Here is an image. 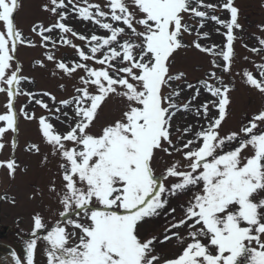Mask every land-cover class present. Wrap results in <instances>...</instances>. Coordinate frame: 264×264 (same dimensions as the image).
I'll use <instances>...</instances> for the list:
<instances>
[{
    "label": "snow or ice",
    "instance_id": "1",
    "mask_svg": "<svg viewBox=\"0 0 264 264\" xmlns=\"http://www.w3.org/2000/svg\"><path fill=\"white\" fill-rule=\"evenodd\" d=\"M51 5L54 7L45 6L46 10L59 16V20L49 27H34L32 31H38L44 42L53 44L50 34L54 29L77 36L61 22L67 18L64 0H51ZM106 6L110 11L102 10L97 4L78 9L83 20L93 21L109 33L91 35L90 54L71 40H62L77 49L83 62L69 66L60 61L56 67L68 76L78 69L85 73L80 76L82 86L76 88L78 95L59 102L73 106V123L68 125L66 133L56 130L45 116L38 118V124L53 154L63 161L60 168L65 183L59 195L64 210L59 213L61 219L51 227L39 214L34 216L33 238L25 247L26 264H34L41 230H46L42 239L46 243L47 264H238L242 257L247 264H264V131H254L258 129L257 122L264 124V111L255 115L239 133L221 136L231 89L212 72L210 79L218 80L220 86L207 80L201 83L216 99L196 109L197 115L207 120V126H201L193 134L194 139L178 145L172 138V120L181 110L188 111L190 102L178 104L176 98L180 92L176 89L167 94L163 91L184 76L171 74L170 57L174 59L176 50L188 46L183 38L193 31L186 19L192 16L199 18L200 28L207 21H214L226 30L223 33L226 45L219 51H216L219 46L204 47L198 41L192 46L221 57L224 63L213 60L214 67L225 72L231 70L234 30L242 29L234 0H222L219 4L205 0H109ZM18 8V0H0V24L5 29L0 30V93L8 97V111L0 114V122H4L0 126V139L9 130L18 131V114L14 108L17 96L27 95L53 112L36 94L22 90L21 83L28 78L21 75V66L13 68L18 45L35 46L14 23ZM220 10H227L230 19L223 20L215 14ZM196 34L201 35L198 31ZM202 35L208 37L207 32ZM79 39L85 41L88 37L79 35ZM259 43L264 45V39ZM47 59L53 61L55 56L48 54ZM89 61L101 67H91ZM259 69L260 77L264 78V64ZM244 76L249 85L264 93V79L255 78L251 72H245ZM44 95L56 99L49 93ZM199 95L200 89H196L193 99ZM112 96L123 98L125 109L120 119L95 135L91 129L98 110ZM213 108L217 110L216 117L210 115ZM21 112L25 119H37L34 114ZM55 113H61V109L56 108ZM61 115L68 117L67 112ZM190 132L191 126L183 129L185 135ZM238 138L239 146L234 150L223 154L218 151L225 147L226 141L231 143ZM249 146L254 154L244 155V149ZM4 147L0 143V149ZM12 147H16L15 140ZM32 150L39 152L38 145H31L29 151ZM159 153L180 154L187 163L174 161L157 176L154 164L160 158ZM0 167H6L13 175L19 165L13 158L0 161ZM169 177L178 182L166 187L164 181ZM52 191H56L54 185ZM187 192L192 193V198L184 207V217L165 230L171 235H164L163 240L142 239L140 232L144 225L168 210L169 198ZM180 228L186 229L187 240L179 231L172 232ZM173 238L182 245V251L175 258L164 259L157 253L156 245ZM11 255L14 264H21L15 252Z\"/></svg>",
    "mask_w": 264,
    "mask_h": 264
},
{
    "label": "rangeland",
    "instance_id": "2",
    "mask_svg": "<svg viewBox=\"0 0 264 264\" xmlns=\"http://www.w3.org/2000/svg\"><path fill=\"white\" fill-rule=\"evenodd\" d=\"M19 8L14 13V23L22 35L32 41L34 47L28 44L18 45L16 52V60L13 61V68L16 66L22 67L21 75L27 77L28 80L22 81L21 88L24 92L36 94L37 99H42L47 103L49 109H61L62 112H67L68 117H64L61 113L49 112L27 95H19L15 99L14 108L18 114V131L12 133L9 130L0 143H4L5 147L0 149V161H8L15 159L19 167L13 175L9 174L6 167H0V242L13 246L20 254L23 264H26L25 247L26 242L33 237L31 233L34 228V216L39 214L44 222L51 227L61 218L59 213L63 211V206L60 203V192L63 190L64 181L62 179V169L60 164L63 162L58 154H53L51 145H49L42 136L38 118L45 116L54 125V128L61 133H66L68 125L73 123V106H61L60 101L71 100L73 96L78 95L76 88L82 86L80 76L85 75L82 70H77L72 76H68L56 67L60 61L72 66L76 62H83L77 53V49L62 42L64 39L71 40L78 48L85 50L90 54L91 44L89 43L91 35L107 36V30L102 29L93 21L83 20L79 16L78 9L87 7L88 4L100 5L104 11H110L106 6L109 0H64L67 8L64 10L67 18L61 22L71 27L77 36H72L70 33L65 34L59 29H54L50 34L51 41L44 42L42 37L32 29L39 25L49 27L59 20V16L47 11L45 6L54 7L51 5V0H18ZM222 0H205V3L219 4ZM264 0H235L234 6L239 11H244L241 16L242 29H235L234 35L236 39L233 42V49L236 55L228 72L222 68L213 66L212 61L223 64L221 57L214 56L211 53L201 52L192 46L194 41L200 42L204 47L212 45L219 46L216 51H219L224 45V32L222 26L214 21H207L203 28L199 27V18L194 16L188 19V23L192 26L191 34H185L183 42L187 47H182L173 53L170 57V72L172 75L183 73L184 76L179 81L172 82V88H165V94L172 89L180 92V96L176 98L178 104L190 102L188 111L181 110L172 120L173 134L172 138L178 145L181 142H186L188 139H194V133L201 130V126H207V120L202 116H198L196 109L203 105L208 100L216 99L212 97L202 86V81L207 80L211 84L220 86L218 80L210 79L212 72L229 85L230 104L228 105V115L222 123L220 134L226 136L232 132H240V129L249 125L252 118L264 111V93H261L255 87L247 83L245 72H251L257 79L260 77L259 65L264 64V45L259 41L264 39ZM203 10V9H201ZM58 11H60L58 9ZM95 13V9H91ZM210 14H212L210 12ZM221 19L227 20L223 15V11L215 13ZM105 22H111L107 20ZM123 26V25H120ZM219 29V31H217ZM0 30H5L0 24ZM197 31L201 33L197 36ZM207 32L208 37L204 38L203 33ZM45 35H49L45 33ZM79 35L88 37V40L81 41ZM226 37V36H225ZM46 43V46H45ZM94 43V42H92ZM253 48L261 51L254 52ZM52 54L55 60L49 61L47 55ZM98 53L97 57L100 58ZM91 67H101L95 61L88 62ZM104 67H107L105 65ZM193 85V88H188L187 85ZM196 89H200V95L193 99ZM49 93L56 99L53 101L50 96L44 95ZM8 97L4 93H0V114L6 113L8 110L6 104ZM211 107V106H210ZM125 109V101L121 97L112 96L98 110V117L94 121L92 133L99 135L102 129L116 120L120 119L122 112ZM23 111L34 114L37 119H25L22 115ZM211 117L217 116V110L212 109ZM59 117L57 119L56 117ZM258 123L256 131H264L263 124ZM4 122H0L3 126ZM191 126L189 134H183L185 127ZM263 129H262V127ZM179 129L180 131H177ZM255 131V130H254ZM241 138H243L241 136ZM13 140L16 141V147H12ZM227 142V141H226ZM38 145L39 152L35 150L29 151L31 145ZM68 146L72 145L68 143ZM219 152L222 149H218ZM244 155L251 156L254 154L249 146L244 149ZM159 159L154 164L155 174L161 176L166 169L174 162L180 161L182 165H186L187 161L183 160L180 154L174 153L169 156L164 153H159ZM186 170V169H185ZM178 182L176 178L169 177L164 181L166 187H170L173 183ZM53 185L56 191H52ZM192 198V193L187 192L178 196H171L166 211L160 216L151 218L144 225L140 232L142 239L157 237L163 240L166 229L170 228L171 224L178 222L184 217V207ZM14 201V202H13ZM170 209H175L171 212ZM77 219V217H73ZM191 223V222H189ZM69 230H73L69 226ZM179 231L182 236L185 235L186 229H172V232ZM46 234V230H41L40 240L37 242L35 250L34 264H47L46 243L42 237ZM264 239V236H262ZM76 241H73L75 243ZM255 246V245H253ZM157 253L164 259L175 258L182 251V245L175 238L164 243H157ZM214 251V249H213ZM242 257L238 260V264H242Z\"/></svg>",
    "mask_w": 264,
    "mask_h": 264
},
{
    "label": "bare ground",
    "instance_id": "3",
    "mask_svg": "<svg viewBox=\"0 0 264 264\" xmlns=\"http://www.w3.org/2000/svg\"><path fill=\"white\" fill-rule=\"evenodd\" d=\"M0 264H14L12 257L6 251L0 250Z\"/></svg>",
    "mask_w": 264,
    "mask_h": 264
},
{
    "label": "water",
    "instance_id": "4",
    "mask_svg": "<svg viewBox=\"0 0 264 264\" xmlns=\"http://www.w3.org/2000/svg\"><path fill=\"white\" fill-rule=\"evenodd\" d=\"M0 250H2V251H6L7 254H9V255L12 257L13 261H14V258H13V256L11 255L13 252H15L16 256L18 257L17 252L15 251V249H13L12 247H10V246H8V245L0 244ZM18 258H19V257H18ZM21 264H22V263H21Z\"/></svg>",
    "mask_w": 264,
    "mask_h": 264
},
{
    "label": "trees",
    "instance_id": "5",
    "mask_svg": "<svg viewBox=\"0 0 264 264\" xmlns=\"http://www.w3.org/2000/svg\"><path fill=\"white\" fill-rule=\"evenodd\" d=\"M237 145L239 146V143Z\"/></svg>",
    "mask_w": 264,
    "mask_h": 264
}]
</instances>
